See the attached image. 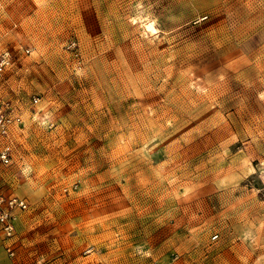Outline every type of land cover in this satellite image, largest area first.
I'll return each mask as SVG.
<instances>
[{"label":"rangeland","instance_id":"obj_1","mask_svg":"<svg viewBox=\"0 0 264 264\" xmlns=\"http://www.w3.org/2000/svg\"><path fill=\"white\" fill-rule=\"evenodd\" d=\"M0 52V264H264V0H0Z\"/></svg>","mask_w":264,"mask_h":264},{"label":"built area","instance_id":"obj_2","mask_svg":"<svg viewBox=\"0 0 264 264\" xmlns=\"http://www.w3.org/2000/svg\"><path fill=\"white\" fill-rule=\"evenodd\" d=\"M74 47L71 44L70 48ZM10 64L8 52H0V75ZM12 119L8 113V105L0 106V135H7ZM8 154L5 150L0 151V163L8 164ZM25 202L16 196H7L0 188V241L1 249L5 257L12 260L15 257L14 239L16 235L15 226L18 212L26 210Z\"/></svg>","mask_w":264,"mask_h":264},{"label":"bare ground","instance_id":"obj_3","mask_svg":"<svg viewBox=\"0 0 264 264\" xmlns=\"http://www.w3.org/2000/svg\"><path fill=\"white\" fill-rule=\"evenodd\" d=\"M150 21V20H149ZM143 26V25H142ZM145 31H147V33L149 34H156L157 30L156 28L153 26L152 23H147L144 25ZM158 34V33H157Z\"/></svg>","mask_w":264,"mask_h":264},{"label":"crops","instance_id":"obj_4","mask_svg":"<svg viewBox=\"0 0 264 264\" xmlns=\"http://www.w3.org/2000/svg\"><path fill=\"white\" fill-rule=\"evenodd\" d=\"M14 115V114H13ZM7 190V189H6ZM6 193H9L10 194V191H9V189L7 190V192ZM12 195V194H11ZM12 196H16V197H18L17 195H12ZM16 228H17V224H16V226H15V231H16V233H17V230H16ZM2 264V263H1Z\"/></svg>","mask_w":264,"mask_h":264}]
</instances>
